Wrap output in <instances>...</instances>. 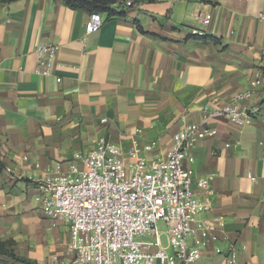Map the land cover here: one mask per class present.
Returning <instances> with one entry per match:
<instances>
[{"label":"crops","instance_id":"crops-1","mask_svg":"<svg viewBox=\"0 0 264 264\" xmlns=\"http://www.w3.org/2000/svg\"><path fill=\"white\" fill-rule=\"evenodd\" d=\"M112 7L117 12L99 13L103 25L86 33L88 10L61 0L0 1V239H14L17 254L39 264L69 262L67 222L46 217L37 199L42 179L68 173L102 139L125 154L137 143L156 160L186 123L253 90L243 103L260 106L252 120L209 115L216 133L198 141L185 165L195 180H209L206 190L194 185L209 207L198 218L216 227L197 264H228L214 251H226L228 239L235 264H264V0ZM200 13L212 15L209 24ZM44 44L56 47L49 75L36 72ZM150 141L157 145L147 151Z\"/></svg>","mask_w":264,"mask_h":264},{"label":"built area","instance_id":"built-area-1","mask_svg":"<svg viewBox=\"0 0 264 264\" xmlns=\"http://www.w3.org/2000/svg\"><path fill=\"white\" fill-rule=\"evenodd\" d=\"M260 17L264 19V14ZM199 19L207 25L212 15L200 13ZM103 21L99 13H92L86 33L97 31ZM194 33L203 35L199 30ZM55 49L51 44L38 48L37 73H51ZM258 84L259 80L252 82L253 87ZM252 95L253 90L237 93L223 109L207 112L199 122L186 123L174 134L172 148L156 160L142 156L137 143L125 154L102 139L96 148L79 153L68 173L57 171L42 179L37 199L43 214L64 219L69 227L71 258L64 264H197L207 243L217 239L212 233L216 227L198 218L209 207L196 196L194 185L206 190L209 180H195V171L185 160L199 140L216 133L208 127L209 115H223L237 125L251 121L260 106L243 103ZM156 145L157 141H150L145 149L152 151ZM160 220L168 225L172 253L162 242L157 227ZM216 221L223 225V217ZM226 242V251H214L225 254L228 264H235L236 245L229 239Z\"/></svg>","mask_w":264,"mask_h":264},{"label":"trees","instance_id":"trees-1","mask_svg":"<svg viewBox=\"0 0 264 264\" xmlns=\"http://www.w3.org/2000/svg\"><path fill=\"white\" fill-rule=\"evenodd\" d=\"M3 3H11L17 0H0ZM67 6L72 9H84L88 10L91 13L97 12H107L112 15L117 11L113 9L112 6L115 4H121L124 0H61ZM147 1H156V0H147ZM140 28V27H139ZM141 29V28H140ZM142 30V29H141ZM201 40L207 41L212 39L217 41L213 37L201 36ZM0 166L3 167V163L0 161ZM39 264L37 261H34L25 256L18 255L16 252V241L12 238L10 239H0V264Z\"/></svg>","mask_w":264,"mask_h":264},{"label":"rangeland","instance_id":"rangeland-1","mask_svg":"<svg viewBox=\"0 0 264 264\" xmlns=\"http://www.w3.org/2000/svg\"><path fill=\"white\" fill-rule=\"evenodd\" d=\"M157 227H158V230L160 231L163 244L167 246V243H168V233H167L168 225L164 221L160 220L157 223ZM146 238H149V237H146ZM142 239H145V238H142ZM167 248H168L167 250L169 251V253H172V249L170 247H167Z\"/></svg>","mask_w":264,"mask_h":264}]
</instances>
